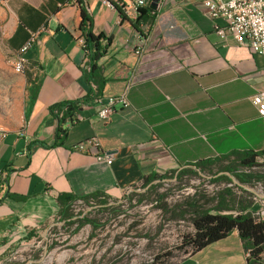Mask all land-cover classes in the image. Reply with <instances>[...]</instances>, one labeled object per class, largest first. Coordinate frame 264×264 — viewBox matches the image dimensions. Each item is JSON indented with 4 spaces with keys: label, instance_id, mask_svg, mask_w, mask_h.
<instances>
[{
    "label": "crops",
    "instance_id": "1",
    "mask_svg": "<svg viewBox=\"0 0 264 264\" xmlns=\"http://www.w3.org/2000/svg\"><path fill=\"white\" fill-rule=\"evenodd\" d=\"M151 2L143 9V37L132 25L139 16L123 18L103 0H0V72L32 32L45 29L23 54L25 73L15 68L25 96L20 121L0 144V256L29 233L25 241L36 249L34 239L46 240L51 227L66 225L61 195L118 199L151 175L235 152L264 153V118L252 102L264 90V56L230 35L223 40L215 29L223 24L204 14L200 0H161L157 9ZM82 8L94 33L111 39L99 62L101 100L127 92L129 106L117 105L102 121L101 105L88 101L55 145L57 121L50 108L97 90L88 80ZM90 140L112 156L111 164L75 150ZM175 264L246 260L233 231Z\"/></svg>",
    "mask_w": 264,
    "mask_h": 264
},
{
    "label": "rangeland",
    "instance_id": "2",
    "mask_svg": "<svg viewBox=\"0 0 264 264\" xmlns=\"http://www.w3.org/2000/svg\"><path fill=\"white\" fill-rule=\"evenodd\" d=\"M17 72L4 60L0 72L1 132L14 128L22 116L25 92L19 73H23ZM233 161L199 169L182 181H167L157 194L149 195L139 188L136 196L129 193L131 202L125 193L118 199H110L120 213H101L96 208L87 214L100 224L99 228L88 224L80 227L78 222L73 226H54L48 239L43 236L38 239L39 248L23 240L13 243L9 253L0 256V264H175L188 255L180 247L184 236L193 233L191 203L210 210L224 197L233 210L240 207L241 201L250 209H259L252 200L259 187L256 183L249 186L253 192H245L234 177L227 182H213L225 167H232ZM262 185L264 191L263 182ZM159 195L165 196V208L156 203Z\"/></svg>",
    "mask_w": 264,
    "mask_h": 264
},
{
    "label": "trees",
    "instance_id": "3",
    "mask_svg": "<svg viewBox=\"0 0 264 264\" xmlns=\"http://www.w3.org/2000/svg\"><path fill=\"white\" fill-rule=\"evenodd\" d=\"M119 12L123 18H126L120 10ZM145 13V10H141L139 17L132 21L135 30L143 37L146 35L141 29V24L144 21L142 16ZM153 18L154 17H150V24L153 23ZM79 30L87 57L88 80L97 85V90L91 96H87L81 100L58 103L50 108L51 115L57 121L55 145L66 137L67 125H74L79 121L78 116L82 110V106L87 104L90 100L98 102V100L101 99L103 86L105 85V80L101 79L99 76V62L105 56L111 39L102 34L94 33L93 20L83 8L81 9ZM62 113L63 115L61 116ZM261 156H264V153L252 151L235 152L230 155L219 156L213 160L200 161L195 164L187 165L183 170L177 172L166 175H151L143 178L140 184L130 187V189L125 192V198H128L127 200L131 202V197L137 195L136 191H138L139 188L144 189L145 193L149 195L157 194L159 187L167 181H182L184 177L194 174V172L199 169L208 168L216 163L223 164L225 161H231V159H234L232 167H225L221 175H216L218 177H216L213 182H227L229 178L234 177L237 179L239 185L264 183V170L262 169L264 164L260 165L258 163V158ZM129 193L133 195L129 197ZM110 199L111 198L105 193H95L82 198L61 195L58 198L61 218L68 226H73L78 222L80 223V227L88 224L94 228H99L100 224L91 220L88 216L74 218L72 207L76 201L82 200L86 205L94 202V207L101 213H120L121 211L116 208L117 205L115 206L109 202ZM164 200L165 196L159 195L156 203L165 208ZM226 202L227 199H224V197L220 198L217 207L210 210L203 209L196 203H191L189 208L191 210L190 221L193 227V233L184 236L180 248L186 249L188 254H194L227 238L233 231H237L246 264H264L261 257L264 253V221L261 220L260 217L253 218L250 214H245L244 212L249 209L250 206H247L244 202H239L240 207H236L234 210L226 205ZM1 203L2 199H0V204ZM118 203L122 204V201ZM233 211L238 212L235 214ZM185 215L187 214H182V216ZM32 236L33 234L29 233L26 238L30 239Z\"/></svg>",
    "mask_w": 264,
    "mask_h": 264
},
{
    "label": "built area",
    "instance_id": "4",
    "mask_svg": "<svg viewBox=\"0 0 264 264\" xmlns=\"http://www.w3.org/2000/svg\"><path fill=\"white\" fill-rule=\"evenodd\" d=\"M105 3L110 4L114 8L120 11H124V14L129 15L134 13L137 17L141 10L149 5L151 0H103ZM203 4L204 14L212 21L221 22L223 26L215 27L216 33L225 40L227 35L233 37V39L239 43L247 45L253 53L264 56V0H200ZM72 3L86 2V0H71ZM137 19V18H136ZM135 19V20H136ZM32 32L29 39L21 47L18 54L13 59H8L7 62L20 66V72L26 71V61L23 58V54L29 51L35 44H38V37L42 31ZM259 115L264 118V90L258 92L252 99ZM101 105L98 117L102 121H108L116 111V106L120 105L123 108L129 106V100L127 92L118 95L110 96L106 103L102 100L97 102ZM63 113L61 114V116ZM7 133L0 131V144L3 142ZM75 150L81 152L94 153L97 161L112 163V156L103 153L98 150V144L95 140L80 143L76 145ZM95 151V152H94ZM260 165L264 164V156L258 158ZM264 170V167L262 168ZM258 187L257 191H254L253 206L259 205V209L249 208L244 213L250 214L253 218L264 217V191L262 190V183H256ZM251 185H240L241 189L245 192H253L250 189ZM77 206H81V210L77 209ZM83 207L86 209L83 210ZM94 202L86 205L82 200H78L72 207V213L74 218H83L87 216L88 212L95 209ZM236 214V213H235ZM52 228V227H51ZM51 228L49 231H51ZM27 237V236H26ZM24 238L23 241H25ZM29 240V239H27ZM29 243V241H27ZM41 241L34 239L35 245L40 246ZM262 260L264 261V253L262 254Z\"/></svg>",
    "mask_w": 264,
    "mask_h": 264
},
{
    "label": "water",
    "instance_id": "5",
    "mask_svg": "<svg viewBox=\"0 0 264 264\" xmlns=\"http://www.w3.org/2000/svg\"><path fill=\"white\" fill-rule=\"evenodd\" d=\"M161 0H152L151 2V8L152 9H157L158 4L160 3Z\"/></svg>",
    "mask_w": 264,
    "mask_h": 264
},
{
    "label": "bare ground",
    "instance_id": "6",
    "mask_svg": "<svg viewBox=\"0 0 264 264\" xmlns=\"http://www.w3.org/2000/svg\"><path fill=\"white\" fill-rule=\"evenodd\" d=\"M123 14H124V11H121ZM124 16L126 17V14H124ZM9 64H11V66H13L14 68H16L18 71H20V66H17V65H15V64H13V63H10L9 62ZM23 74H24V72H22Z\"/></svg>",
    "mask_w": 264,
    "mask_h": 264
}]
</instances>
